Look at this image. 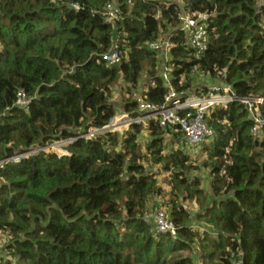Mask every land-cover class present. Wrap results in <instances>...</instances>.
<instances>
[{
  "label": "trees",
  "instance_id": "trees-1",
  "mask_svg": "<svg viewBox=\"0 0 264 264\" xmlns=\"http://www.w3.org/2000/svg\"><path fill=\"white\" fill-rule=\"evenodd\" d=\"M112 3L119 14L106 22ZM256 10L257 0H0V160L60 141L69 153L39 151L0 168V264H264V124L253 137L241 103L206 113L214 136L200 151L210 195L189 175L198 166L178 126L106 128L120 80L130 118L138 115L133 91L164 101L160 54L149 48L164 39L178 94L207 93L192 83L197 72L208 85L263 98L264 119V11ZM183 15L207 16L199 59L180 30ZM114 42L121 61L110 65L102 54ZM19 91L25 109L15 105ZM89 130L99 131L79 137ZM156 165L171 177L175 238L146 221L164 205ZM188 198L199 204L195 222Z\"/></svg>",
  "mask_w": 264,
  "mask_h": 264
},
{
  "label": "built area",
  "instance_id": "built-area-1",
  "mask_svg": "<svg viewBox=\"0 0 264 264\" xmlns=\"http://www.w3.org/2000/svg\"><path fill=\"white\" fill-rule=\"evenodd\" d=\"M78 8L77 5H74ZM264 11V0H257V13ZM119 14V7L114 3L108 4L105 9L106 22H113ZM206 15H198L196 18L191 16H181L180 30L183 32L187 42V47L191 50V54L195 59H199L206 49L207 40V24L205 22ZM149 48L165 57L161 63V76L168 87V93L161 104H152L143 100L140 93L133 94V100L138 106V115L130 118L128 114L122 113L119 119L126 118L127 126L134 122L147 123L149 120H156L159 125L166 129L178 126L184 139V147L191 153L198 152V146L203 145L207 139L213 138L214 130L207 125L206 113L213 107L225 106L230 102L241 103L251 120V135L257 137L260 129L264 124L261 115L260 106L263 103L261 97H240L236 95L230 86L226 85H210L207 93L199 98L178 94L170 83V67L167 64L169 59L168 51L170 43L167 39L164 41H156L149 44ZM102 60L110 65L118 64L121 56L114 42L111 48L102 54ZM182 96V97H181ZM28 98L23 91H19L15 105L19 108H26ZM118 119L116 118L115 121ZM106 128H109L108 126ZM99 130H89L79 137L92 138ZM62 143L55 142L35 148L27 149L23 152H15L12 156L0 160V168L9 161H17L21 158L44 151L45 147L60 146ZM58 146V148H59ZM58 156H68V152H60ZM152 219L155 232L158 234H170L176 237V228L171 221L168 213L158 208L152 215L146 216V221ZM232 264H242L241 260L232 261Z\"/></svg>",
  "mask_w": 264,
  "mask_h": 264
},
{
  "label": "rangeland",
  "instance_id": "rangeland-1",
  "mask_svg": "<svg viewBox=\"0 0 264 264\" xmlns=\"http://www.w3.org/2000/svg\"><path fill=\"white\" fill-rule=\"evenodd\" d=\"M172 1L179 2V0H172ZM158 58L160 59L159 61H161V62H162V60L165 59V57L162 54H161V56H158ZM161 64L163 65L165 63H161ZM192 77H193L192 83L194 86H202L204 84L208 85L211 82L210 80H207L205 77H203L200 73H197V72H195ZM134 92L135 91L132 92V95ZM126 93H127L126 87L124 86V84L121 80L116 82L113 85L111 102H113V104L116 107V115L110 120L108 127H109V129H112L113 131H116L118 133L123 132L128 127L126 124V118H124L123 120L118 118L120 116V114L123 113L121 105L123 103V97H124V95H126ZM130 97H132V96L130 95ZM116 118L118 119L117 121H115ZM142 136H145L144 133L142 134ZM60 142H58V143H60ZM209 142H212V138H209L206 140V143H209ZM58 146H54V148H53V146H50V147L47 146V147H45L44 151L45 152H55L57 154H59L61 151L62 152L65 151L62 147L58 148ZM201 147H202V145L198 146V152L195 154L191 153L190 151L185 149V147H184L183 152H185L190 158H192L191 159L193 161L192 164L198 166L197 167L198 169L195 171L189 172V175L196 177V178H199L200 188L202 190H204L206 192V194L210 195L211 194L210 193V187H209L210 177L208 175V170L204 169L201 166V162L205 158V153L200 151ZM65 152H67V151H65ZM155 168L158 171L157 180H158L159 185L161 186V188L164 192V197H161V198L158 197L156 199L161 200V201H158L160 203L164 202V205L160 209L164 210L167 213V204H168L170 198L173 197L172 193H171L172 192L171 191L172 190V185H171L172 183H170L171 177L169 176L168 172L161 170L158 165H156ZM182 203L186 207V209L190 212L192 221H194L195 216H196L197 212H199V209H200L199 204L196 201H194L192 198L182 200ZM150 213H151L150 215H152L153 211ZM202 227H204V225L199 224L196 229L198 231H201ZM6 240H7L6 236L0 237V249H1V246L4 244V242H6Z\"/></svg>",
  "mask_w": 264,
  "mask_h": 264
},
{
  "label": "crops",
  "instance_id": "crops-1",
  "mask_svg": "<svg viewBox=\"0 0 264 264\" xmlns=\"http://www.w3.org/2000/svg\"><path fill=\"white\" fill-rule=\"evenodd\" d=\"M210 85H211V84H210ZM210 85H207V87L210 86Z\"/></svg>",
  "mask_w": 264,
  "mask_h": 264
}]
</instances>
